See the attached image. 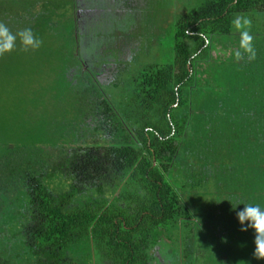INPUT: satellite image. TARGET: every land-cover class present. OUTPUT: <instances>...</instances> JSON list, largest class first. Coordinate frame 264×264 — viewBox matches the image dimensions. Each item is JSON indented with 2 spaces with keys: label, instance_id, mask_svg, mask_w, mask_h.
I'll return each instance as SVG.
<instances>
[{
  "label": "trees",
  "instance_id": "obj_1",
  "mask_svg": "<svg viewBox=\"0 0 264 264\" xmlns=\"http://www.w3.org/2000/svg\"><path fill=\"white\" fill-rule=\"evenodd\" d=\"M70 3L0 0V21L43 41L27 52L18 43L0 59L56 77L45 103L30 94L10 112L13 126L4 122L0 264H95L100 251L112 264H148L156 234L180 215L184 239L203 231V264H264L253 257L254 230L241 232L236 218L238 202L264 207V0L190 2L171 25L169 60L159 62L156 27L147 47L155 59L123 80L128 88L116 101L96 79L75 78V87L67 77L78 63ZM238 15L252 20L251 62L234 57ZM217 45L231 46L230 55L211 58ZM49 100L60 106L42 112ZM89 118L90 137L82 131ZM174 171L190 182L173 179ZM194 241L195 233L183 264L200 257Z\"/></svg>",
  "mask_w": 264,
  "mask_h": 264
},
{
  "label": "rangeland",
  "instance_id": "obj_2",
  "mask_svg": "<svg viewBox=\"0 0 264 264\" xmlns=\"http://www.w3.org/2000/svg\"><path fill=\"white\" fill-rule=\"evenodd\" d=\"M107 1L108 2L106 5H108V7L105 8V9H107L106 12H104V10L101 11V9H98V7L95 6L94 11H88L87 13H85V16L88 19L92 18L91 19L92 23H95L98 20L99 21L102 20L101 22L103 23L106 21L108 16L118 19L119 15L121 16L125 12H130L134 8L139 9V10L143 9L145 2L147 5L148 0H138L136 3H132L133 6H131L126 1H125L126 3L123 4L124 1H122V0H118L119 3L114 2L112 0H107ZM62 2H64V0H62ZM102 2H104V1H102ZM150 2H151V0H150ZM190 2H193V0H154L153 3L151 5H149L148 10L146 12H144V14H143L144 16L146 15L144 18H146L148 16L147 19H149L151 16V13L154 12V13H156V16H154V17L157 18V20H156L157 23H160V24L164 23V26H163L164 30H163V33H162L161 39H160L161 40V52H160V57H159V62L162 64L169 60L164 55H167L168 52H171V46H172V44H171V40H172L171 29H170L171 25L175 22L176 18L181 13H183V11L184 12L186 11V8H189L188 4H190ZM85 8L86 7H82L81 9H78V15L76 17L78 21H79V17L82 16V14H79V11L85 10ZM92 12H95V13H92ZM105 14H108V16L103 17V15H105ZM94 15H98V18H97V16L94 17ZM154 17L152 18V21L154 20ZM109 19L113 20L112 18H109ZM258 21H259L258 22L259 29L262 32V38H264L263 37L264 36V34H263L264 33L263 32L264 31L263 17H260ZM107 23H109V20ZM147 23H145V24H147ZM140 25H138L139 27L136 26L134 29L135 34H133V37L136 39V41H139V39L144 37V35L146 34L145 31H143V26L142 25L140 26ZM147 26L150 27V23H148ZM137 33H139V34H137ZM256 34H261V33L256 32ZM122 41H123V46H124V42L127 44L128 39H126V40L124 39ZM255 42L258 44L257 41H255ZM259 42H262V41H259ZM72 45L74 46L75 44H72ZM123 46H122V49H124ZM84 47L87 49V45L85 43H84ZM230 49H231V46L224 49V48H220L219 45H217L216 48L214 50H212L210 53L211 58L215 59L218 57L223 58V57L229 56L230 55ZM137 55L138 56L135 55L136 57H134L135 58L134 63H130L131 67H130V70L128 71L129 77L121 78L120 80H118V81H120V85L118 84V81H117L110 86L106 85L105 87H101V90L99 88L100 93H102L104 95L106 93H109V97H111V99L116 101V99L119 98L121 95L118 92L125 91L128 88L127 82H125L123 80L127 79L128 83H129V80H130L132 74H135V72H137L138 69H140V68H142V66H144V62H143L144 60L149 62L152 59H155V57H156V56H154L155 54L152 53V50H150V48L147 51H144V54L138 53ZM142 57H144V58L142 59ZM0 58H1V56H0ZM31 71L32 70L30 68H28L27 66H23L22 61L17 63L16 70H15L13 68V66L9 63V58L7 56L4 59H0V142L6 141L10 135L5 130L11 127L12 121L9 120L8 118L10 117V112H12V110L14 108L15 109L18 108V106H15L16 102H20V103L24 102V101H26V99H28V96L30 97V94H34V96L37 97L39 101H41L42 103H45V101H44L45 95H43V94L46 91L50 90L49 92H52V94H55L54 89H52V83L55 81L56 77L53 76L51 78L49 76L50 74H52V72H53L52 70L45 71V70H42L41 68H37L33 72H31ZM67 71H68V73H67L68 79H70V81L72 83L74 82L73 84L75 87H80L81 85H77L78 80H75V78L83 77V76H81L82 74H81L80 69L78 70V69L70 68ZM6 72H10L11 77L5 78ZM113 74H114V66H110L108 69H106L104 67L102 69V71L100 70L99 75L97 76V79L100 82H105L107 79L110 80V78L113 77ZM87 84H88L87 81L84 79V82L82 85L85 86ZM29 86H30V88H28ZM24 88H27V89L24 90ZM48 98H50V97H48ZM91 99H95V97L91 96ZM59 106L60 105L58 104V102L52 101L50 104V100H49V104H48L47 108L43 109L42 112L47 113V112H49V108L59 107ZM1 119H3V121H1ZM5 120H9V122L11 124H7L4 126ZM95 121L96 120L93 121L92 118L85 120V122H84L85 124L82 127V131H84V133H86L85 135H88L90 133L91 128L95 127V125H94ZM85 125H86V127H85ZM12 126H13V124H12ZM17 127H20L21 129L23 128V126H17ZM88 137H90V134ZM17 138H18V135H17V133H15L13 135V139L17 140ZM12 143H14V142H12ZM177 160L179 161V158H177ZM184 160L187 161L185 154L183 155V161L182 162L186 163ZM171 177L173 179H176L180 183H189L190 182V178H188L187 176H184L178 172H175V171L171 174ZM178 194H180V192ZM183 213H184V211H183ZM182 216L181 215L178 216L177 220L175 221L174 227L172 229H170V230H172L171 232L169 230V228H170L169 227L166 232L161 230V232L159 233L157 238H155L156 241L154 242V246L159 243L158 241H161V240H162L161 242L164 245L162 246L161 250H160L159 245H156L154 252L152 251L153 257H155L156 261L153 260L151 262V264H157V263L163 262L162 258L160 257L161 253H165L167 255V257L165 256V259H168V262H170L171 264H175L176 261L173 260V257H176V256H174L172 254L170 255L169 253H167L166 248L169 246V244H170V246L175 247L174 241L177 242V239L179 237V231H180L178 226H177V223H178V219ZM202 224H204V223H202ZM193 233L196 234V241H194V246L196 249L195 250L196 251V257L200 256L199 258H196L195 264H203L205 254L207 252L206 251L207 248L203 245V239H204L202 236L203 231L200 232V231H197L196 229L193 230V232L189 233V238L185 239V242L189 243L191 241ZM185 242H184V240L182 241L183 247L185 246ZM164 247H165V249L163 250ZM177 260H178V258H177ZM95 264H110V262L101 258L100 254L96 253L95 254Z\"/></svg>",
  "mask_w": 264,
  "mask_h": 264
},
{
  "label": "flooded vegetation",
  "instance_id": "obj_3",
  "mask_svg": "<svg viewBox=\"0 0 264 264\" xmlns=\"http://www.w3.org/2000/svg\"><path fill=\"white\" fill-rule=\"evenodd\" d=\"M112 1L119 3L118 0L117 1L112 0ZM122 1H124L123 4L127 2L131 6H133L132 3H136L138 0H122ZM153 1L154 0H151L150 2V0H148L147 5L145 2L146 6L144 5L143 9H141L142 11L134 8L130 12H125L121 16L119 15L118 19L114 17H109L108 14H105L103 15V17L108 16L105 22L102 23L101 22L102 20L100 21L98 20L97 22L92 23L91 21L92 18L88 19L85 16V13H87L88 11H94L95 6L98 7V9H101V11L104 10V12H106L107 9L105 8L108 7V5H106L108 1L107 0H71L70 15L72 19H74L73 30H74V40H75V55L77 56V60H78V63L76 64L75 68L72 69H78V70L80 69L83 77L85 78L87 77V79L88 77H90L91 79H96L97 83H99L101 87H105L106 85L110 86L113 83L120 80L121 78L129 77L128 71L130 70L131 67L130 63H134L135 61L134 57L138 56L137 55L138 53L144 54V51L147 50V47L150 46L151 43H154L156 39V35L153 34L156 27L163 28L164 25V23L163 24L157 23L156 21L157 18L154 17L156 16V13L154 12L151 13L149 19H147L148 16L144 18L146 16L143 15L144 12L148 10L149 5H151ZM82 7H86V8L85 10L79 11V14H82V16L79 17V21H78L76 18L78 15V9H81ZM96 16L98 18V15H94V17ZM153 17L154 20L152 21ZM109 18H112L113 20H110ZM108 20L109 23H107ZM147 22L150 23V27L147 26L148 24ZM140 24L143 26V31H145L146 34L144 35V37L140 38L139 41H136V39L133 37V34H135L134 29L136 26ZM163 29L161 35L163 33ZM124 39L125 40L128 39V42L127 44L124 42V46H123L122 40ZM84 43L87 45V49L84 47ZM122 46L124 47V49H122ZM110 66H114L113 77L110 78V80L107 79L105 82H100L97 79L100 70L102 71L104 67L108 69ZM133 75L134 74H132V76ZM118 84L120 85V81H118ZM118 93L121 94L122 91ZM107 94L109 96V93ZM185 168H187V166L184 167L180 166L177 169L180 170ZM175 221L170 226L169 230L174 227ZM182 221L183 219L180 217L177 223V226L180 231L177 242L174 241L175 247H172L169 244V246L166 248L167 253L176 256L173 257V260L176 261L175 264H183V254H184L183 250L185 246L183 247L182 241L184 240L185 242V239L183 236L184 233L182 231L183 230ZM171 231L172 230H170V232ZM158 235L159 233L156 234L155 238H157ZM161 241H158L159 243L156 244L159 245L160 250L164 245ZM156 245L154 246L153 243L152 246L150 247L151 249L149 251H150L151 260L148 261V264H151L153 260L156 261L155 257H153L152 254V251L154 252ZM164 249L165 247L163 248V250ZM165 256L167 257L165 253H161L160 257L162 258L163 262L157 264H171L170 262H168V259H165ZM100 257L109 261L110 264H112L110 259L103 256L102 251H100Z\"/></svg>",
  "mask_w": 264,
  "mask_h": 264
},
{
  "label": "clouds",
  "instance_id": "obj_4",
  "mask_svg": "<svg viewBox=\"0 0 264 264\" xmlns=\"http://www.w3.org/2000/svg\"><path fill=\"white\" fill-rule=\"evenodd\" d=\"M232 27L238 33V47L234 52L236 61L247 60L248 62L256 59V49L254 47V36L251 33L252 20L244 15H238L232 20ZM20 50H38L43 41L38 38L31 28H23L13 32L9 26L0 21V56L16 50L17 44ZM243 204L244 208L236 212V218L241 225L240 231H247L249 228L254 230V251L253 257L257 260H264V207L259 204L238 202L236 205ZM233 206V209L236 208ZM247 224L245 225V222Z\"/></svg>",
  "mask_w": 264,
  "mask_h": 264
}]
</instances>
